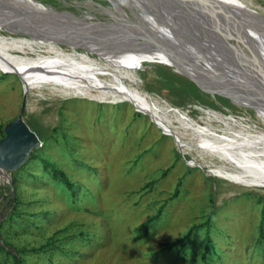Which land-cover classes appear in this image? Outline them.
I'll return each mask as SVG.
<instances>
[{
	"label": "rangeland",
	"instance_id": "1",
	"mask_svg": "<svg viewBox=\"0 0 264 264\" xmlns=\"http://www.w3.org/2000/svg\"><path fill=\"white\" fill-rule=\"evenodd\" d=\"M43 1L98 20L106 11L95 3L98 12L81 11L73 6L79 0ZM217 2L264 25V0ZM22 13L0 14V27L18 35L8 26L11 17L36 36L40 28L77 36ZM82 36L119 45L140 70L143 90L151 97L190 108L192 117L194 109L210 108L259 123L251 108L241 107L238 94L220 83L226 81L222 76L205 73L203 61L175 58L168 45L159 47L120 28ZM226 61L235 64L228 55ZM24 96L23 119L42 145L19 169L0 176V264H189V246L182 253L169 247L188 231L197 264H264V187L241 186L201 168L127 101L27 91L17 74L1 70L0 129L18 115ZM43 160L62 170L73 186L54 179ZM148 217L158 219L139 238L136 228Z\"/></svg>",
	"mask_w": 264,
	"mask_h": 264
},
{
	"label": "bare ground",
	"instance_id": "2",
	"mask_svg": "<svg viewBox=\"0 0 264 264\" xmlns=\"http://www.w3.org/2000/svg\"><path fill=\"white\" fill-rule=\"evenodd\" d=\"M79 1L73 6L81 11L98 12L93 3L106 11L98 13L101 16L98 20L78 16L67 8L59 10L54 5L45 6L43 0H0V14L27 12L39 21L49 20L65 26L78 36L68 37L63 32L60 35L42 28L36 36L22 22L9 17L12 23L8 26L18 35L9 34L0 27V70L17 74L27 91L38 93L46 89L55 97L127 101L139 112L149 115L163 134L174 139L181 153L193 156L201 168L241 186L264 187V101L238 83L250 89L257 88L258 84L251 76L255 74L252 69L264 79V25L237 9L219 4L217 0H161L200 10L208 15L211 24H204L201 28L193 19L179 22L159 14L154 22L155 38L129 18L121 0ZM129 1L136 8H145L140 0ZM45 11H51L52 15ZM225 16L243 22L249 31L244 32ZM110 28L127 30L159 47L166 44L178 54L169 53L176 58H186L193 63L203 60L207 64L202 68L205 73L210 70L218 78L222 76L226 81L220 83L230 86L238 94L241 107L251 108L260 124L210 108L205 111L194 109L197 115L192 117L190 108L183 109L166 99L149 96L141 85L144 80L140 70L131 64L119 45L82 36ZM170 29L178 36L171 34ZM226 55L235 64L228 63ZM189 69L194 72L196 68Z\"/></svg>",
	"mask_w": 264,
	"mask_h": 264
},
{
	"label": "water",
	"instance_id": "3",
	"mask_svg": "<svg viewBox=\"0 0 264 264\" xmlns=\"http://www.w3.org/2000/svg\"><path fill=\"white\" fill-rule=\"evenodd\" d=\"M107 1L111 2V0ZM121 1L123 3V8L126 10L129 18L134 20V22H137L140 27L147 30V32H150L154 37L157 33L154 30V22H157L159 14H164L170 19H175L179 22H187L189 19H193L201 28H204V24H211L208 19V15L206 16V14H202L200 10L186 7L184 5L164 3L161 0H140L144 3L145 8H141V6L139 8H136L133 2L131 3V1L129 0ZM225 18H227L229 21L232 20L233 23L236 22L235 24L240 26L244 32L249 31L248 27L243 22L238 21L237 19H235L234 21L233 18L230 19V17L226 16ZM169 31L171 32V34H176V32L172 29H170ZM216 32L220 33L218 31ZM163 33L166 34L165 32ZM176 36H178V33L176 34ZM203 64L206 65L204 61ZM252 70H254L256 74H251V76L253 80L258 84L257 88L254 87V89H256L257 91L248 88V86L243 87L240 82L238 83L246 91H249V93L258 96L264 101V79L260 76V73H258L257 70ZM25 104L26 102L24 96L21 101L19 112H17L18 115L13 120L5 123L2 128L4 136L0 139V176L9 171L12 172L19 169L23 164H25L31 151L39 149L42 145L37 134L30 129V127L23 119Z\"/></svg>",
	"mask_w": 264,
	"mask_h": 264
},
{
	"label": "trees",
	"instance_id": "4",
	"mask_svg": "<svg viewBox=\"0 0 264 264\" xmlns=\"http://www.w3.org/2000/svg\"><path fill=\"white\" fill-rule=\"evenodd\" d=\"M0 133H3L2 129H0ZM37 150V149H36ZM43 162L48 163L51 165V172L53 174V178L58 180L59 183H61L62 185H67V187H72L73 184L69 181V179L67 178V176L65 175V173L58 169L54 164H51L49 162H47L46 160H43ZM158 219L155 217H148L146 218V220L140 224L137 228H136V234L139 238L144 237L145 235L148 234L149 232V226L151 224V222H153V220ZM192 231H188L185 235H183L182 237L174 240V242L169 246L170 249L171 248H178V250L182 253L185 251V249L189 246L190 248V255H189V264H197L196 261V247H195V243L194 241L191 239L192 238ZM206 244H210L211 240L209 236H206ZM207 248V245H205ZM0 249H2V246H0ZM208 249V248H207ZM202 260L204 262H206L205 258H206V252L202 254L201 256ZM16 261L18 262V258L16 257Z\"/></svg>",
	"mask_w": 264,
	"mask_h": 264
}]
</instances>
